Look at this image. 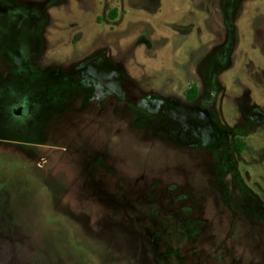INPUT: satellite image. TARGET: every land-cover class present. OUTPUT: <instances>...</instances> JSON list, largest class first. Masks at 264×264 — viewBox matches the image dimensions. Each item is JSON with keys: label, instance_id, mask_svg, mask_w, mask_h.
<instances>
[{"label": "rangeland", "instance_id": "obj_1", "mask_svg": "<svg viewBox=\"0 0 264 264\" xmlns=\"http://www.w3.org/2000/svg\"><path fill=\"white\" fill-rule=\"evenodd\" d=\"M0 264H264V0H0Z\"/></svg>", "mask_w": 264, "mask_h": 264}, {"label": "trees", "instance_id": "obj_2", "mask_svg": "<svg viewBox=\"0 0 264 264\" xmlns=\"http://www.w3.org/2000/svg\"><path fill=\"white\" fill-rule=\"evenodd\" d=\"M111 15L114 18L116 16V11H113V13ZM187 96H188L189 99H194L195 96H196V88L195 87H192L189 90ZM235 142H236L237 151L239 153H242L243 150H244V148H245V142L242 139H240V138H236L235 139Z\"/></svg>", "mask_w": 264, "mask_h": 264}]
</instances>
